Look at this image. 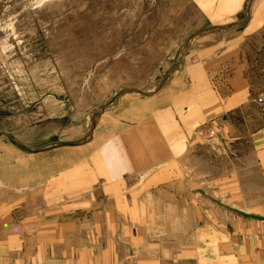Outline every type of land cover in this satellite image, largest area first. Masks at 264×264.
Returning a JSON list of instances; mask_svg holds the SVG:
<instances>
[{
	"label": "rangeland",
	"instance_id": "1",
	"mask_svg": "<svg viewBox=\"0 0 264 264\" xmlns=\"http://www.w3.org/2000/svg\"><path fill=\"white\" fill-rule=\"evenodd\" d=\"M239 22L183 53L197 33ZM125 88L151 95L114 100ZM102 108L83 146H15L85 139ZM263 129L264 0H0V216L9 229L61 250L131 223L159 225L168 211L223 208L214 179L249 160Z\"/></svg>",
	"mask_w": 264,
	"mask_h": 264
},
{
	"label": "crops",
	"instance_id": "2",
	"mask_svg": "<svg viewBox=\"0 0 264 264\" xmlns=\"http://www.w3.org/2000/svg\"><path fill=\"white\" fill-rule=\"evenodd\" d=\"M164 102L154 108L159 117L167 111ZM230 102L235 101L221 105ZM253 139L249 160L233 168L230 164L214 179L222 185L218 195L223 208L177 210L175 216L168 211L169 217H159V225L155 220L142 226L131 223L113 229L102 243L80 241L61 250L24 230L9 229L6 215H1L0 264H264V129L256 130Z\"/></svg>",
	"mask_w": 264,
	"mask_h": 264
},
{
	"label": "water",
	"instance_id": "3",
	"mask_svg": "<svg viewBox=\"0 0 264 264\" xmlns=\"http://www.w3.org/2000/svg\"><path fill=\"white\" fill-rule=\"evenodd\" d=\"M245 23L246 22H239L236 25L214 26V27H210V28H208L206 30H203V31L197 33L195 36H193L187 42V44L184 46L183 53L185 54V52L187 51L188 46L192 43V41L196 37H198L201 34L210 33V32H217V31H221V30H227V29H230V28H234L236 26L237 27H242V26L245 25ZM183 62H184V58L182 59V61H180V63L177 65V67L170 73V75H173L179 68H181V65L183 64ZM165 82L162 83L159 86V88H161L165 84ZM127 93H139V94H142V95H151L150 93L143 92V91H140V90H137V89L125 88V89L120 90L117 93V95L115 96L114 100L120 98L121 96H123V95H125ZM104 111H105V108H102L99 112H97V113L94 114L93 119H92V122H91V127H90V130H89V134L87 135V137L85 139H82L80 141L68 142V143H59V144H55V145H52L50 147L41 148V149H38V150L28 149V148H25V147L17 144V143H15V146L18 147V148H20V149H22V150H24V151L31 152V153L47 152V151H51L53 149L62 148V147H79V146H83L86 143L91 142L93 140V133H94L95 129L97 128L98 119H99V117L101 116V114Z\"/></svg>",
	"mask_w": 264,
	"mask_h": 264
}]
</instances>
